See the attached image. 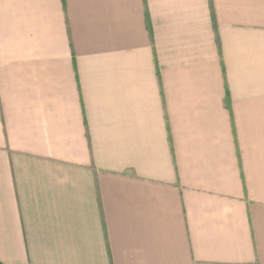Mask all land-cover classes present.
I'll use <instances>...</instances> for the list:
<instances>
[{
  "label": "crops",
  "instance_id": "0c3cea01",
  "mask_svg": "<svg viewBox=\"0 0 264 264\" xmlns=\"http://www.w3.org/2000/svg\"><path fill=\"white\" fill-rule=\"evenodd\" d=\"M0 264H264V0H0Z\"/></svg>",
  "mask_w": 264,
  "mask_h": 264
}]
</instances>
